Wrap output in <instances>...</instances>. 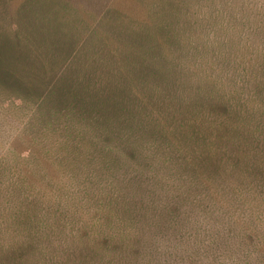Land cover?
<instances>
[{
	"label": "rangeland",
	"instance_id": "374dc122",
	"mask_svg": "<svg viewBox=\"0 0 264 264\" xmlns=\"http://www.w3.org/2000/svg\"><path fill=\"white\" fill-rule=\"evenodd\" d=\"M0 264H264V0H0Z\"/></svg>",
	"mask_w": 264,
	"mask_h": 264
},
{
	"label": "trees",
	"instance_id": "16d2710c",
	"mask_svg": "<svg viewBox=\"0 0 264 264\" xmlns=\"http://www.w3.org/2000/svg\"><path fill=\"white\" fill-rule=\"evenodd\" d=\"M61 98H63V97L61 96ZM61 98H60V99H59V98H55V99H51V100H54V101L56 100L55 102H57L59 106L66 105V103H67V102H66V97H65V99H61ZM64 100H65V101H64ZM58 101H59L60 103H59ZM71 108H72V107H71Z\"/></svg>",
	"mask_w": 264,
	"mask_h": 264
}]
</instances>
